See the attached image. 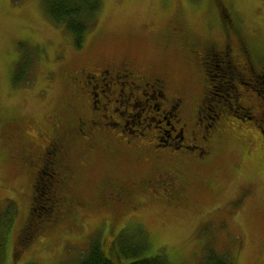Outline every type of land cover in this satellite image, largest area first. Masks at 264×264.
<instances>
[{
	"label": "rangeland",
	"instance_id": "rangeland-1",
	"mask_svg": "<svg viewBox=\"0 0 264 264\" xmlns=\"http://www.w3.org/2000/svg\"><path fill=\"white\" fill-rule=\"evenodd\" d=\"M210 1L101 0L95 22L82 42L85 45L76 50L62 26H55L46 17L40 0H0V218L4 217V221L9 225L10 221L6 218H11L14 212V221L10 223L5 246L6 252H11L14 257L12 260L7 259L6 264H69L76 261L88 248L89 242L96 237L101 239L99 242H105L106 251L112 247L118 249L121 245L125 250L141 247L138 249L140 258L164 256L170 264H199L206 249L212 250L215 255L227 257L230 264H264V209L260 203L264 192V131L263 134L260 132L261 129L264 130V124L253 125L245 122L246 118H241L244 121L235 119L232 113L224 116V125L228 128L225 133L227 138L242 141L251 138L255 148H250L251 153L246 157L238 142L221 140V144L217 146V153H220L219 165L211 164L215 172L211 184L216 182V188L222 186L223 192L222 195L214 197L197 198L195 202H199L202 210L193 211L191 207H186L187 211L176 209L154 200V196L149 194V197L142 199L146 193L141 192L139 183L147 178L145 174L149 173L150 166L120 164L122 168L117 167L119 164L113 156L114 153L115 156H120V152L115 148L112 152L103 147L97 149L90 165L78 170L79 158L85 152L75 147L64 168L70 171L77 169L75 180L78 183L73 191L85 201L92 198V209L87 212L78 210L77 216H74L75 221L73 217L68 216L66 222L68 221L70 226L77 225L75 229L66 223H61L59 228L60 226L56 227L58 223L45 222L49 224L47 231L41 234V230L38 231L24 249L20 244L35 168L28 165L29 161L24 160L21 155L23 137H13L14 125L6 124L13 123L11 119L24 121L30 118L36 123H42V117L56 110L62 101L69 100L68 93L65 94L63 89L65 77L67 74L77 73L80 67L90 65L89 69H95L101 61L115 66L120 61L132 59L134 66L140 69L139 72L145 66H151L158 77L164 78V87L168 94H180V98L184 99L180 114L182 122L188 124V129L194 130L190 110L200 94L201 82L197 63L187 51V47L206 44L211 40L220 42L218 35H221V30L212 16L215 17L218 12V2L222 3L230 18L233 17L230 6H233L241 23L240 35L246 42H251L255 54H260L257 59L264 56V0ZM173 25L180 27V34H175V45L169 46L162 43L161 37L167 27ZM189 37L194 38L196 42L188 41ZM22 54L30 59L29 78L14 87L10 78L11 66ZM59 57L61 58L57 60ZM209 59L210 75L220 78L222 65L214 61L213 57ZM257 70H260L259 65ZM49 75L54 76L51 82L47 79ZM242 78L245 84L252 86L247 92L242 91L244 101L238 99V106H245L248 99L258 97L264 111V76L258 79L259 96L253 91V88H257L254 86L255 80H249L248 75ZM218 84L213 83L210 94L213 101L207 111L203 110L206 113L203 116L208 121L214 117L213 104L221 97H232L230 87L220 92L216 90ZM145 92L151 95L150 91ZM130 104L136 103L130 101ZM230 109L235 111L238 117L244 113L239 108ZM120 111L124 112L123 109ZM246 112L249 114L248 119L253 117L250 109ZM134 114L133 117L126 118L127 125L131 124L132 119L137 120V115ZM15 123L17 126L18 123ZM169 123L174 124L172 121ZM175 128L178 133L179 126L175 125ZM164 130L168 132L170 127ZM29 132L30 136L35 135L34 131ZM161 137L165 138L163 134ZM110 141L105 142L102 139L103 144L125 143L124 139H118L116 136ZM154 142L150 139L149 142L143 143L144 151L149 150ZM141 154L142 151L131 149L127 154L123 152V157L131 159L134 155L140 157ZM232 162L240 170L255 168L260 171L254 176L243 172L240 177L235 178L229 173V164ZM139 164L144 162L140 161ZM170 164L166 162L164 168L172 169ZM43 171L39 176L45 179L48 171ZM186 171L188 175H192L200 170L191 168ZM133 181L138 185L131 190L130 198L143 202L132 199L136 207L142 206L138 212L128 209L129 206L120 205V201L113 200L110 194V183L128 188ZM36 182L33 183L34 188L38 195L43 196L47 182L41 179ZM245 182L253 183L261 191L249 201L248 206H241L235 214L211 212L213 206L222 203L227 193H237L238 186ZM38 195L31 211V218L34 220L39 218L45 209V206L39 208L38 199L41 196ZM107 197L110 204L105 206L103 199ZM13 199L14 211L10 203ZM222 205L224 208L221 210L229 208L226 203ZM110 227L112 230L109 231ZM126 261L119 257L118 263L126 264Z\"/></svg>",
	"mask_w": 264,
	"mask_h": 264
},
{
	"label": "flooded vegetation",
	"instance_id": "flooded-vegetation-1",
	"mask_svg": "<svg viewBox=\"0 0 264 264\" xmlns=\"http://www.w3.org/2000/svg\"><path fill=\"white\" fill-rule=\"evenodd\" d=\"M230 8H232L233 17L229 22L222 18L228 12L221 2H218L216 16L212 15L223 36L222 38L221 35H218L220 42L211 40L206 44H194L187 47V51L195 59L200 60L204 68L209 59L207 58V49L209 48V53L213 51V56L217 55L222 65L220 81L227 80L228 85L233 84L230 87L233 89V96L238 97L239 89L244 92L248 90L245 87L248 85H245L242 77L248 75L249 80L254 79L257 84L255 86H259L258 79L264 75V64L260 65V70L257 68L264 62V56L257 59L260 54H255L251 42H246V39L240 35V20L236 16L233 6ZM175 34H180L178 25L167 27L161 37L162 43L169 46L175 45ZM188 41L196 42L194 38L190 39V37ZM88 66L80 67L75 74L66 75L63 89L65 94L68 93L69 100L62 101L56 110L42 117V123H36L30 118L24 121L11 119L13 123L6 124L14 125L15 133L13 134L11 131L13 137H23L21 151L28 159V165L35 168L34 176L40 177L43 170H47L45 179L54 182L55 191L64 193L63 198L55 201L57 205L54 207L65 209L70 205L72 209L67 210L66 215H70L73 219L75 217L72 214L89 207L92 199L89 198L88 201H85L75 195L73 188L78 183L75 180L77 169L80 170L79 168L90 165L96 150L102 147L107 148L109 152H112L113 148L120 152V156H115V153L113 156V159L119 164L117 167H120V164L137 166L147 164L150 166L149 173L145 174L147 178L139 181L141 192L146 193L143 194L142 199L149 197L147 195L149 194L160 203L163 202L182 210L191 207L194 209L193 211L202 210L199 202H195L197 198L222 195L223 187L216 188V182L211 184L215 173L212 165H219L220 153H217V146L221 144V140L238 142L246 157L248 153H251L249 152L250 148L252 150L255 148V143L251 141V138L243 139L244 141L227 138L225 133L228 128L224 125L225 115L221 109L215 108V119L212 122L214 124L208 122L203 116V110L208 109L205 105L209 99L210 91H203L199 95V99L195 100L194 106L190 110L191 125L194 130L188 129V124L182 122L180 116L184 99L180 98V94L177 96L168 94L164 87L166 81L164 78L158 77L151 66H145L139 72L140 69L134 66L132 59L120 61L115 66L102 61L95 69H89ZM205 74V70H202V75ZM253 89L256 92L257 89ZM145 91H150L151 95ZM99 95L101 97H98ZM241 95L243 94L240 93L239 97L244 96ZM237 97L233 98V101H236ZM255 100H259V98L255 97ZM130 101L136 104H130ZM262 106H264V100H262ZM120 109H123L124 112ZM134 113L137 115V120L132 119L129 126L126 118L133 117ZM254 114H256L255 117L253 116L245 122L251 123L254 118L264 115V112ZM155 117H159V119L156 120ZM237 119L244 121L240 117ZM170 121L179 126L178 133L175 125L170 124ZM15 122L20 127L16 126ZM168 126L170 130L167 132L164 129H168ZM29 131H34L35 135L30 136ZM262 132L263 129L260 133L263 134ZM162 134L166 140L161 137ZM246 135L251 136L250 134ZM115 136L118 139H124L125 143L103 144L102 139L105 142H111L110 139ZM150 139L155 142L149 150L144 151L143 143L149 142ZM218 140L220 141L217 142ZM99 142L100 144H98ZM75 147H79L81 152H85L79 158L80 166L73 171L66 170L64 166ZM131 149L142 151V154L140 157L134 155L131 159H125L123 152L127 154ZM140 161L144 164H139ZM166 162L171 163L172 169L164 168ZM191 168L200 171L188 175L186 169L191 170ZM229 170V173L235 178L240 177L243 172H249L254 176L260 171L255 168L240 170L233 162L229 164ZM221 175L224 177L222 171ZM41 180H43L42 177ZM136 185L138 183L133 181L128 188H124L110 183L111 197L113 200L120 201V205L129 206L128 209L138 212L142 206L136 207V204L132 203V199L140 203H143L142 200L130 198L131 190ZM32 187L34 188L33 185ZM232 193H227L226 198L223 197L222 203L219 206H213L211 212L218 211L224 215L235 214L241 206H248L249 201L261 191L253 183L245 182L238 186L237 193ZM262 193L260 203L264 209V192ZM63 199L65 203L62 202ZM103 200V205L110 204L109 197ZM224 203L229 205V208L221 210L224 208L222 205ZM67 219L68 216H65L60 225L66 223L70 226L68 221L66 222ZM70 228L75 229L77 225L70 226Z\"/></svg>",
	"mask_w": 264,
	"mask_h": 264
},
{
	"label": "trees",
	"instance_id": "trees-1",
	"mask_svg": "<svg viewBox=\"0 0 264 264\" xmlns=\"http://www.w3.org/2000/svg\"><path fill=\"white\" fill-rule=\"evenodd\" d=\"M13 1H16V0H13ZM40 1L42 3L46 17L51 21V23L55 24V26L57 25L62 26L63 30L70 36L71 40L73 41L72 43L76 47V50L84 46L85 44H83L82 42L85 41L87 31L93 26L95 22L94 21L95 17L98 14L99 9L102 4L101 0H40ZM226 15H224V17L222 16V18L224 21L226 20L229 22L230 17ZM208 49H207V56H208L207 58L213 57L214 61L220 63L219 57H217V55L216 57L213 56V51L209 53ZM60 58L61 57L57 58V60H59ZM192 58L197 63V66H198L197 69L199 71V76H200L199 79L201 82V89H199L200 90L199 95H201L203 91L205 92L210 91L209 93L211 94V91L213 90L212 89L213 83H216V84L220 83L216 87V90L218 89L220 92H222L223 90H226V88L232 87L233 84L232 85L230 84L229 86L225 80L220 81L221 78L212 77L210 75L211 72L209 71V68H208L210 66L209 64L210 59L208 60V64L204 68L202 67V63L200 60L195 59L194 56H192ZM262 64H264V62L259 64V68L261 67L260 65ZM29 65H30V59H28L23 54L20 55V58L18 61H15L13 63V66H11L12 69L10 72L12 86L15 87L22 80L28 81V78H29L28 76L30 72ZM89 67L90 65L88 66V68ZM202 70H205L206 74L204 76L202 75ZM53 75H49L50 77L49 76L47 77L49 82H51V80H54ZM245 85H248V86H245L246 89H251L249 84H245ZM256 89H257L256 92L255 91L254 92L256 95L257 94L259 95L258 87ZM231 90L233 91L232 88ZM242 91H243L242 89H239V96H240V93L242 94ZM210 94H209L210 100L208 99L205 105L207 108L209 107L210 102L213 101L211 100ZM239 96L238 97L233 96V93H232V97H228V99H222L221 97L220 100L215 102V104L213 105H215L214 106L215 108L221 109L224 112V115H227L228 113H232L233 114L232 116H234L235 119H237L238 116L236 115L235 111H232V109H230L232 107L239 108L242 111H244L243 113L244 115L238 114L240 119L241 118L248 119L249 114L248 112H246L247 109H250L252 111L254 117L256 115L254 113L264 112L262 108L260 109V102H258V100H255L254 99L255 97L248 99L245 106L244 105L238 106L239 104L238 99H243L244 101V98H243L244 96L243 95H241L243 97H239ZM235 97H237V99L236 101H233V98ZM198 99H199V96H198ZM204 111H207V110H204ZM215 112H214V117L211 120H209L211 124H214L212 122L215 119ZM203 114L206 115L205 112H203ZM251 123L259 124L260 126H263L262 123L264 124V115H260L257 118H254V120L251 121ZM0 129H2V127H0ZM21 155L23 156L24 160L28 161V159L24 157L25 156L24 154H21ZM78 165L80 166V163ZM38 179H41V178L36 177V176H34L33 178V182L30 187L31 190L29 192L30 196H29L28 212L26 213L27 216L24 222L26 224L25 225L23 224L24 229L22 231V234L20 235L21 237L19 236L20 244L23 249L27 247V245H29L31 239L33 238L34 235H36L38 231L41 230L40 234L47 231L46 227L49 225L47 223H52V222H53L52 224L58 223L56 226L58 227L60 225V222H62L63 218H65V216H70V215H66V211L72 209L70 205L65 209H61V208L56 209L54 207L57 205V202L55 201L63 198L64 193L55 191L54 182L52 181L47 182L46 179L41 180L45 183L47 182V184L44 186L45 191H44L43 196L38 195L36 188L32 187V185L35 187L34 184L37 183L36 181H38ZM36 195L41 196L40 199H38L39 208H43L41 206H45V209L42 212V215H40L39 218L34 220L31 218L32 217L31 211H33V206L35 204ZM62 202L65 203V200L63 199ZM10 203L12 205V210L14 211L13 203H15V200L14 199L11 200ZM64 206H66V204H64ZM90 209L92 208H90L89 206L82 210L87 212V210H90ZM72 212L74 213V211ZM76 213L72 214V216L73 215L75 216ZM13 214L14 212L11 214V218L9 219L6 218L7 220L10 221L9 225H7L6 222L4 221V217L0 218L1 220L0 221V264H6L7 259L12 260V258L14 257L12 256L11 252H8V253L6 252V247H5L7 243V235H8L7 233L11 227L10 223L14 221ZM48 221H51V222H48ZM45 222L47 223L45 224ZM111 229L112 228L110 227L109 231ZM99 241H101V239H99L98 237L94 238L91 242H89L88 248H86V250L81 253L82 255L76 261H73L69 264H119L118 263L119 257L126 259L127 260L126 264H170L164 256H155L153 258H140V251H138V249H141V247H138V249L134 248V249L125 250L121 245L120 247L118 246V249H116L115 247L114 248L112 247L111 249L107 248V251H106L105 242L102 243ZM199 264H230V261L227 257H222L217 254L215 255V253L212 250L206 249L202 258L200 259Z\"/></svg>",
	"mask_w": 264,
	"mask_h": 264
}]
</instances>
